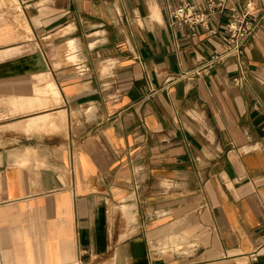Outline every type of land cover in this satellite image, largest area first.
<instances>
[{
  "label": "crops",
  "instance_id": "1",
  "mask_svg": "<svg viewBox=\"0 0 264 264\" xmlns=\"http://www.w3.org/2000/svg\"><path fill=\"white\" fill-rule=\"evenodd\" d=\"M176 5L0 0V264H264V23Z\"/></svg>",
  "mask_w": 264,
  "mask_h": 264
},
{
  "label": "built area",
  "instance_id": "2",
  "mask_svg": "<svg viewBox=\"0 0 264 264\" xmlns=\"http://www.w3.org/2000/svg\"><path fill=\"white\" fill-rule=\"evenodd\" d=\"M177 5L170 11V25H183L191 30L198 27L209 29L210 20L217 14L228 12L229 19L224 28L226 31L225 50L212 55L206 62V67L221 64L227 57H237L241 60L249 46L250 40L264 23V0H246L244 6L228 7L230 0H171ZM215 34V31H209ZM240 77L235 79L239 85L245 73L242 62L239 64ZM197 72V71H194ZM188 77L189 73L183 75Z\"/></svg>",
  "mask_w": 264,
  "mask_h": 264
},
{
  "label": "rangeland",
  "instance_id": "3",
  "mask_svg": "<svg viewBox=\"0 0 264 264\" xmlns=\"http://www.w3.org/2000/svg\"><path fill=\"white\" fill-rule=\"evenodd\" d=\"M1 141H3V139H1Z\"/></svg>",
  "mask_w": 264,
  "mask_h": 264
}]
</instances>
